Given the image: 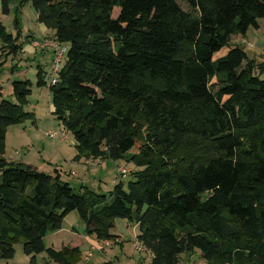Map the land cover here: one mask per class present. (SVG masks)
<instances>
[{
    "label": "trees",
    "instance_id": "1",
    "mask_svg": "<svg viewBox=\"0 0 264 264\" xmlns=\"http://www.w3.org/2000/svg\"><path fill=\"white\" fill-rule=\"evenodd\" d=\"M182 1L187 10L178 0H21L68 45L57 82L38 66L37 85L74 137V160L137 169L106 195L8 161V129L34 119L24 109L32 82H12L16 102L0 91V263L23 241L29 264L43 253L74 264L79 248L44 240L77 211L98 242L119 239L116 219L136 224L151 264H264V62L240 46L216 59L261 28L264 0ZM0 39L16 58L22 45L1 21Z\"/></svg>",
    "mask_w": 264,
    "mask_h": 264
},
{
    "label": "rangeland",
    "instance_id": "2",
    "mask_svg": "<svg viewBox=\"0 0 264 264\" xmlns=\"http://www.w3.org/2000/svg\"><path fill=\"white\" fill-rule=\"evenodd\" d=\"M182 7L187 10L186 4L182 0H178ZM21 0H9L11 12L4 15L0 2V21L7 28V32L12 34L14 39L21 46L18 56L15 58L13 54L8 55L7 51L3 52V39H0V91L3 99L16 102L13 95L12 82L29 80L32 82V94L28 98V102L24 109L34 113V119H29L24 123L12 126L8 129L6 141V157H13L16 152H21L22 156H27L35 162H43L46 160L45 167L42 171L55 176L54 168H57L64 182L69 183L75 191H81L82 187H88L95 193L109 195L118 181L128 182L131 180L130 174L120 176L118 168H126L135 171L137 168L133 163L126 160L111 161L104 160L96 165H86V160L82 159L80 163H75L74 158L77 154L75 148V140L72 134L66 131L63 125L56 119L52 111V101L49 87H38V66L43 68L48 78H52L53 62L55 52L52 46H40L44 43L45 38L53 36L54 32L45 28L43 24L38 22V14L32 7V4L20 6ZM120 9L114 10L113 17L117 18ZM16 19L18 24L15 23ZM262 26L260 29H251L248 34L243 37L241 35L232 37L230 46L224 48L216 54V59L227 55L231 48L235 46L242 47L251 59L257 63L264 62V20H260ZM36 41L38 44L35 45ZM34 45V46H33ZM43 45V44H42ZM39 48H38V47ZM68 48V45H63ZM65 58V56H64ZM63 58V61L65 60ZM15 67V73L12 68ZM2 98H0V101ZM137 146L128 154L131 156L137 153ZM28 148H30L28 150ZM53 158V165H49V159ZM73 174V175H72ZM76 229V233L74 231ZM85 224L81 220L77 211L70 213L66 217L63 227V233L54 236L53 232L46 240V247L52 248L55 245L61 248L62 241L66 243H81V255L74 264H88L90 261L86 257L90 253L94 254L90 260L93 262L98 251H93L89 244L83 243L85 234ZM58 232V231H57ZM79 232V234H78ZM139 227L127 220L116 219L115 228L112 234L120 237L119 240L123 247L119 244H113L111 249L105 253L111 259L112 264H151V257L145 250L137 249L136 244L140 247L138 240ZM96 246L99 242L96 238H92ZM45 241V240H44ZM70 241V242H69ZM95 247V246H94ZM15 263H23L26 255L23 251V241L15 246ZM56 250V249H55ZM104 254V253H102ZM187 255H183L186 258ZM196 259V256H192ZM6 263V262H2ZM58 264L50 261L45 253L37 256V264Z\"/></svg>",
    "mask_w": 264,
    "mask_h": 264
},
{
    "label": "crops",
    "instance_id": "3",
    "mask_svg": "<svg viewBox=\"0 0 264 264\" xmlns=\"http://www.w3.org/2000/svg\"><path fill=\"white\" fill-rule=\"evenodd\" d=\"M260 26H262V24H261V22H260ZM46 28V27H45ZM47 29V28H46ZM54 36V35H53ZM53 36H48V37H46L45 38V40L46 41H44V43H42V44H40V46H42V47H44V45L48 42V41H50L51 40V37H53ZM47 39H49L48 41H47ZM36 44H38V42L36 41V43H35V45ZM39 45V44H38ZM34 46V45H33ZM38 47V46H37ZM39 48V47H38ZM30 148H28V150H29ZM7 152V151H6ZM6 155L7 154H5V158L8 160V161H13V162H21V163H25V164H29V165H33V166H35V167H37L40 171H42L43 170V168L45 167V165L47 166V164H46V160H44L43 158H42V161L43 162H35V161H32V159H30V158H28L27 156H22V154H21V152L20 153H18V151L16 152V155L15 156H13V157H6ZM53 158H50L49 159V165L50 166H52L53 165ZM86 160V159H85ZM75 161V160H74ZM82 160H80V161H75V163H80ZM98 163H102L100 160H98V161H92V160H86V165H96V164H98ZM54 171H55V173H56V170H57V168H54L53 169ZM59 171V170H58ZM43 172H45V171H43ZM46 173V172H45ZM60 173V172H59ZM73 175V174H72ZM65 221H66V219H65ZM65 223V222H64ZM64 227V226H63ZM63 229L62 230H60V231H58V232H55L54 234H52L53 235V237L54 236H58V235H60V234H62L63 232ZM74 231H75V233L77 232L76 231V229H74ZM78 234H79V232H78ZM50 236V234H48L47 236H46V238H45V243H46V240H47V238ZM92 238H93V236H88L87 234H86V231H85V234H84V236H83V243L84 244H89L90 245V248L92 249L94 246H96V243H94V240H92ZM95 238V237H94ZM118 238H120V237H118ZM70 242V241H69ZM68 245H66V243H64V241H62L61 242V244H60V246H61V248H59V247H57V246H55V245H52V248L53 249H56L57 251H60V250H62V249H64V248H71V249H74V248H79L80 249V247L82 246V244L81 243H67ZM119 245H121V247H123V243L121 244H119ZM51 248V247H50ZM81 250V249H80ZM97 255H99V256H97L96 257V259L92 262L90 259L93 257L94 258V255L89 259V260H87V261H90L88 264H112V261H111V259L110 258H108L107 256H105V255H107V254H102V253H98ZM29 262H30V257L29 256H26V260H23V263L22 264H29ZM15 263V259H13V260H11V261H9L8 263H0V264H14ZM16 264H20L19 262H17Z\"/></svg>",
    "mask_w": 264,
    "mask_h": 264
},
{
    "label": "built area",
    "instance_id": "4",
    "mask_svg": "<svg viewBox=\"0 0 264 264\" xmlns=\"http://www.w3.org/2000/svg\"><path fill=\"white\" fill-rule=\"evenodd\" d=\"M49 39H47L48 41ZM46 41V40H45ZM44 46H52L54 48V52H55V59L53 62V68L51 70V72L53 74L59 72V70L61 69V65H62V61L63 58L67 52V48L63 47L62 44H60V42L57 40L56 37H51V40L48 41ZM49 82L52 84H55L57 82L56 78L54 76H52V78H48ZM131 170L126 169V168H118V174L121 176H124L128 173H130ZM120 244L121 241L119 239H114V240H105L102 242H99L98 246L93 247V251H98L100 253H107L113 244ZM137 249H141V250H145L149 256L151 257V253L143 246V244H141V246L139 247L137 244L135 245ZM94 254L90 253L88 255V257H86V260H89ZM198 264H206L205 262H199Z\"/></svg>",
    "mask_w": 264,
    "mask_h": 264
}]
</instances>
